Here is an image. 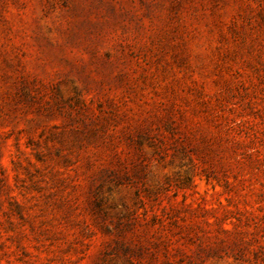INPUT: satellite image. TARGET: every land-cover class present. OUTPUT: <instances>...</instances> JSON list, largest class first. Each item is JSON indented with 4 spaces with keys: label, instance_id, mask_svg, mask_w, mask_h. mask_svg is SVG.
Returning a JSON list of instances; mask_svg holds the SVG:
<instances>
[{
    "label": "rangeland",
    "instance_id": "rangeland-1",
    "mask_svg": "<svg viewBox=\"0 0 264 264\" xmlns=\"http://www.w3.org/2000/svg\"><path fill=\"white\" fill-rule=\"evenodd\" d=\"M0 264H264V0H0Z\"/></svg>",
    "mask_w": 264,
    "mask_h": 264
}]
</instances>
